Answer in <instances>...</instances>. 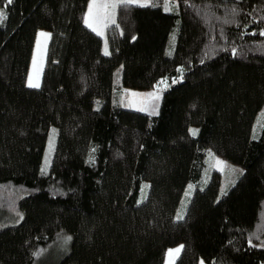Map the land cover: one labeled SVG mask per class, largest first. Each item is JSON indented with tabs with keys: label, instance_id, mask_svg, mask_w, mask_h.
Segmentation results:
<instances>
[{
	"label": "trees",
	"instance_id": "trees-1",
	"mask_svg": "<svg viewBox=\"0 0 264 264\" xmlns=\"http://www.w3.org/2000/svg\"><path fill=\"white\" fill-rule=\"evenodd\" d=\"M88 1L0 0V264H264V0L118 8L109 55ZM162 79L157 113L122 107Z\"/></svg>",
	"mask_w": 264,
	"mask_h": 264
},
{
	"label": "rangeland",
	"instance_id": "rangeland-1",
	"mask_svg": "<svg viewBox=\"0 0 264 264\" xmlns=\"http://www.w3.org/2000/svg\"><path fill=\"white\" fill-rule=\"evenodd\" d=\"M89 2L90 0L88 1L85 14L88 12ZM141 2H145V0H141ZM146 3L148 5L149 0H146ZM83 22H84V19H83ZM110 24L112 23L109 22L108 25ZM103 25H104V20L103 18H101L95 26L102 30V35H98V36L101 37L102 39V51L104 53L107 40H106V34H105L106 28ZM89 29L92 30L91 28ZM40 33H46L48 35L41 36ZM49 35L50 33L46 29H43V28H39L36 31L34 46L32 50L29 70H28L27 79H26L27 86H28V79H29L30 73L32 74L33 82L38 81L40 85L41 74H42V69L44 65V59H45V54H46L47 43L49 40ZM107 49L109 52L108 44H107ZM34 57L36 61L35 66L33 64ZM168 85H169L168 82L162 79L159 81V83L155 84L154 87L150 89H136V88L124 87L122 90V95H121V105L125 109L139 111V112H143L147 114H155L158 112L162 93L168 87ZM148 94H154V96L158 97V99L150 97ZM50 139L51 138H49L48 143H50ZM52 145H53V138H52ZM207 160L209 162V165L212 168L218 170L222 174V183H221L220 192L223 193V191H225L227 187L230 186L235 181V179L237 178V172L240 173L241 169L235 165L230 164L229 162L222 160L219 157L211 155L210 153L208 154ZM217 161H221L223 163L218 164ZM178 248L181 251L182 244L180 243L175 244L166 249L163 264H174V261L178 257L180 251L178 254H173L172 256H169V251L175 250ZM198 264H206V262L200 258L198 261Z\"/></svg>",
	"mask_w": 264,
	"mask_h": 264
},
{
	"label": "snow or ice",
	"instance_id": "snow-or-ice-1",
	"mask_svg": "<svg viewBox=\"0 0 264 264\" xmlns=\"http://www.w3.org/2000/svg\"><path fill=\"white\" fill-rule=\"evenodd\" d=\"M8 4L12 3V0H7ZM136 5L140 7L148 6L145 2H141V0H90L89 6H88V12L85 14L84 17V23L86 26L92 29V31L96 32L97 35H102V30L95 25L99 22L101 18L104 20V27L106 28L108 26V23L115 24V13L118 8L126 7ZM174 4H171L169 0H165V10H171L172 7H174ZM4 19H6L5 14L0 11V22H2ZM41 36H47L46 33H40ZM261 35H264V33H261ZM235 51V50H234ZM105 55H109L107 44L105 45L104 50ZM35 57L33 60V64L35 66ZM175 82V81H174ZM28 87L30 88H38L39 82H33L32 74H29L28 79ZM150 97L158 99V97H155L154 94H148ZM143 110V109H141ZM192 132V135H196L197 130H190ZM218 164H222L223 162L217 161ZM46 166H47V160H46ZM46 166L45 168H42V172H46ZM147 187V186H145ZM191 187V186H190ZM188 193H186V196ZM183 216L178 213L177 219H182ZM70 239V237L68 238ZM180 249L170 250L169 256H172L173 254H178Z\"/></svg>",
	"mask_w": 264,
	"mask_h": 264
}]
</instances>
